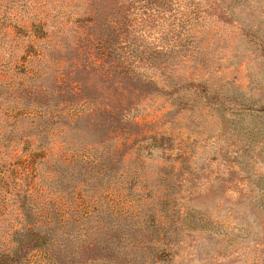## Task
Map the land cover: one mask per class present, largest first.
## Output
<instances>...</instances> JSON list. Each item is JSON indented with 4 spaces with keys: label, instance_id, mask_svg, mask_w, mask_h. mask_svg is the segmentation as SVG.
I'll use <instances>...</instances> for the list:
<instances>
[{
    "label": "rangeland",
    "instance_id": "obj_1",
    "mask_svg": "<svg viewBox=\"0 0 264 264\" xmlns=\"http://www.w3.org/2000/svg\"><path fill=\"white\" fill-rule=\"evenodd\" d=\"M215 1L227 22L216 16L209 20L207 39L198 45L205 52L203 68L184 67L174 73L202 84L207 93L198 88V94L189 91L175 98L145 96L127 80L106 76L108 64L100 61L95 44L83 35L74 38V29L65 22L70 9L82 12L88 0H0V23L11 14L17 27L2 29L0 24V82L13 90L12 97L20 90L50 92V105L58 103L56 114L65 122L50 132L52 149L37 156L15 151L6 162L8 172H2L7 166L0 163V176L10 179L20 196L31 195L28 202L40 222L64 225L56 229L58 234L67 237L68 222L78 224V246L102 236L111 239L116 229L126 230L118 247L122 261L110 258L105 264H131V259L133 264H264V0ZM53 5L63 9L65 20L58 21L64 27L55 36L63 37L56 39L60 45L54 51L47 40L35 42L49 36ZM45 15L46 27L34 32L35 16ZM42 51L43 67L35 62ZM136 73L163 85L158 74L143 68ZM56 78L62 81L59 90L51 87L50 80ZM4 100L0 123L8 119L4 113L13 105L23 111L38 106L30 98L28 108L19 98H8V104ZM44 107L41 104L48 110ZM174 107L182 110L171 115ZM76 113L78 120L67 124ZM149 136L171 139V149L164 154L169 160L137 155L139 143ZM74 149L82 150V162L79 157L70 162ZM54 159L75 171V181L85 173L87 183L66 181L69 188L49 190L50 176L40 164ZM89 160L94 164H87ZM96 161L116 166V177L100 173ZM133 177L137 183L128 190ZM172 188L178 192L171 198L176 205L165 216L161 203ZM152 217L155 227L148 230ZM20 218L17 212L1 218L0 240L5 245L9 233L23 225ZM166 227L172 228V252L160 261L155 255L169 248L159 245L156 237ZM68 239L72 244L73 235ZM71 250L76 248L67 251ZM38 258L32 253L29 263L36 264ZM76 258L75 264H101L89 263L90 257L79 252Z\"/></svg>",
    "mask_w": 264,
    "mask_h": 264
},
{
    "label": "trees",
    "instance_id": "obj_2",
    "mask_svg": "<svg viewBox=\"0 0 264 264\" xmlns=\"http://www.w3.org/2000/svg\"><path fill=\"white\" fill-rule=\"evenodd\" d=\"M51 10L50 15L53 14L50 18L52 20L51 31L48 37L43 33L48 39L41 36L36 38L39 41L35 42L40 45L41 41L47 40L48 45H52L51 48L54 51V48H58L60 45L56 39L63 37L62 34L57 37L55 35L60 33L64 27L62 23H58L59 19H63L64 13H62L63 9L56 5H53ZM10 15L3 16L0 23L2 29L8 27L17 29ZM214 16L218 21L227 22L224 9L215 0H88L87 8L84 11L79 12L77 9H70L66 21L63 20L74 29V38L83 35L89 43L95 44L96 54L100 61L102 64H108L104 71L106 76L111 79L119 77V79L127 80L130 86L140 90L142 92L140 93L145 96L163 94L167 97L175 96L176 98L182 93L187 95L189 91L198 94V88L201 93H207L203 92L205 88H202V84L197 85L191 79H179L174 73L184 67L193 69L198 68V65H202L203 68L205 58L203 54L205 52L199 51L198 45L205 43L207 25ZM48 19L49 15H45V17L35 16L31 28L34 32L36 29L42 31L46 27ZM197 34L200 35L197 36ZM1 44L0 48H2ZM77 44L76 42L74 45ZM54 45L57 47H54ZM49 53L51 56L52 51L50 50ZM45 58L44 51L40 52L35 58L37 66L43 67L41 62ZM63 58L60 60H63ZM140 68L158 74L163 85H159L154 79L139 78L136 71ZM51 82H53L51 87L60 89L61 79L56 78L50 80ZM20 92L21 94H18V97H12L10 94L14 93L13 90L9 89L8 85L0 82V100L5 98L4 103L8 104V98L15 101L16 98H19L26 105L25 108H28L30 103L28 99L30 98L36 103L35 105H38L34 109L31 107L23 111L16 104L8 112L5 111L4 116L8 119L0 123V163L7 167L2 168V172H8L10 164H6V162L15 151L37 156L44 154V151L49 148L52 149L50 132L53 131L55 125L64 122L62 115L56 114L58 103L50 105V101L53 99L50 92L40 89L31 93L25 90H20ZM69 92L73 94L72 91ZM41 104L48 110L42 109ZM185 106L186 104L183 107ZM180 110H182L181 107H174L171 115ZM15 111L17 115L14 114ZM30 112L32 116L29 115ZM79 117L80 114L76 113L73 121H65L67 124L71 122L74 124ZM170 140L167 137L157 138L156 136L143 138L137 147V155L141 156V159L153 158L157 155L164 161L169 160L168 157H164V154L171 149ZM66 149H69V147ZM80 152L82 150L74 149L73 158H75H71L70 162L78 157L82 162L84 159L79 156ZM88 163L94 164V161L89 160ZM96 163L100 173L104 172L102 173L104 176L116 177L114 175V172H117L116 166L111 165V163L105 164L102 161H96ZM41 164L40 166L50 176V184H47L49 190L51 188L57 192L63 187L69 188L70 185L67 182L74 180L72 176L75 171L68 170L69 166H64V163L56 162L55 159L42 160ZM92 169L96 170V164L92 165ZM79 175L81 176V179L78 180L79 183H87L86 174L79 173ZM164 178L165 183L167 177ZM9 181L10 179L4 180L0 176V222L1 218L9 215L13 216V213L17 212L21 215L20 219H22L23 225L18 230L9 233L8 245L0 240V264H30L29 257L32 253L39 255L38 260L35 261L36 264H75L78 261L76 258L78 252L84 258L89 256L91 259L88 261L89 263L97 261L105 264L109 263L107 260L110 258H115L116 262L122 261V251H119L118 247L123 244L124 239L121 238L126 230L119 228L114 231L116 235L111 239L102 236L94 240H88L78 246V239L74 240L77 238L75 227L78 224L68 222L67 227L70 228V232H68L67 237H64V233L58 234L56 229H60L64 225L61 226L60 223L53 222L52 226H49L40 222L39 216L35 215L33 206L28 202L31 195L23 193L20 196L19 191H15L16 187L13 182L8 183ZM78 181L74 180L76 183ZM136 183L137 180L134 177L130 178L127 182L128 185H126L129 186L127 189H132ZM171 190L165 194L163 193L161 206L165 216H169V207L176 205V201L171 198L174 194L176 196L178 192L173 188ZM1 192H4V194L2 195ZM7 194L12 198V203L9 205L7 204V198H9ZM175 212L179 215V219L184 218L180 211ZM73 221L77 220L74 219ZM155 222L152 217L147 229L154 228ZM162 230L158 232V236L156 235V240L159 245L166 246L169 250H161L159 255H155L160 261L162 258L170 257L172 252L169 247V244H172L170 235L172 228L166 227ZM70 235H73V240L72 244L69 245L68 236ZM69 247L76 248V251L71 250L68 252ZM6 248L9 249L6 250ZM115 248L118 252L115 251ZM113 249L114 252H112ZM133 263L131 259V264Z\"/></svg>",
    "mask_w": 264,
    "mask_h": 264
}]
</instances>
